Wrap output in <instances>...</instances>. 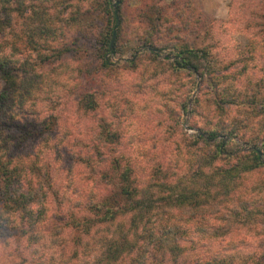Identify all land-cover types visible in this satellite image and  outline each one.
I'll use <instances>...</instances> for the list:
<instances>
[{
  "label": "trees",
  "instance_id": "1",
  "mask_svg": "<svg viewBox=\"0 0 264 264\" xmlns=\"http://www.w3.org/2000/svg\"><path fill=\"white\" fill-rule=\"evenodd\" d=\"M121 1L102 2L106 22L95 40L99 59L88 64L79 56L74 65L66 56L74 49L86 52L90 41L82 36L89 25L78 24L76 15L63 16V2L0 0V257L5 264H264V238L246 259L227 253L243 224L264 234V197H259L264 190L240 180L264 173L262 155L251 148L228 149L241 138L258 143L264 153V81L252 79L264 45L248 36L247 58L237 57L219 74L210 47L173 43L177 58L166 63L169 73L160 75L163 82L141 105L142 111L153 107L156 128L146 123L121 135L124 125L137 126L134 108L128 109V99L120 106L121 100L99 102L114 88L102 75L117 66L111 56L118 53L124 21ZM249 1L240 4L252 17L246 30L254 26L264 32V4L261 13L249 8L254 7ZM158 11L146 4L140 15L150 31ZM150 36L144 44H152ZM150 58L158 60L153 52ZM136 62L121 66L134 68ZM234 62L241 67L230 74ZM197 77L202 84L190 107ZM93 78L99 86L88 81ZM130 79L128 74L122 81L135 83ZM62 92L67 103L74 95L77 109L64 126L84 116L85 134L52 133ZM97 110L100 114L91 115ZM114 115L117 125L110 120ZM186 115L189 127L204 134H187L181 124ZM161 138L165 149L157 147ZM236 218L242 221L234 227ZM201 235L221 247L193 253L196 245L188 247Z\"/></svg>",
  "mask_w": 264,
  "mask_h": 264
},
{
  "label": "rangeland",
  "instance_id": "2",
  "mask_svg": "<svg viewBox=\"0 0 264 264\" xmlns=\"http://www.w3.org/2000/svg\"><path fill=\"white\" fill-rule=\"evenodd\" d=\"M110 1L112 4H118V0ZM57 2H63L62 7H67V10L62 13L63 16L70 17L76 15V18L79 20L78 24L81 23L82 25H89L82 36V38H86L90 41V43H87L88 46H85L86 52H83V55H80L81 52L74 49V55L69 54L66 58L70 59V63L74 65L76 64L79 56H81L82 62L86 60L88 61V64H94L99 59L95 49V40H98L99 38V28L103 26L104 22H106L104 15H101L100 12L103 0H57ZM121 2V15L124 21L118 39H116L118 53L111 56L112 61L117 66L112 70L110 69L108 73L102 75L105 85L108 84V87L111 83L114 88L112 91L108 92V95L104 99L99 101L105 104L108 102L110 105H116V103L121 100L118 104V106H120L128 99L127 103L130 104L127 105L128 109L131 110L134 108L135 111L132 113V116L134 115L133 120H135L133 122L136 123L137 126H130L131 124L124 125L118 130L121 135L125 133L128 134L133 130L140 128V126L143 128L146 123H148V126L150 125L152 128L154 127L153 131L156 128L153 124H155L156 118L159 119V117L153 115V107H150L149 111H142L143 109H141V105L143 106V103L147 100L149 101L150 94L148 95L147 92H149V90H156L158 81L161 82L163 75L169 73L170 69L168 70V65L166 63L171 61L173 62L177 58V50L173 47V43L182 44V46L190 48H200L201 46L210 47L214 50V52H216V54L212 55L213 57L210 58L219 70V74L222 73L220 68H222L223 65H227L237 57L242 59L247 58L245 48L248 43V36L253 35L252 38L259 40L260 43L264 45V32L261 30L258 31V28L254 26H251L246 30L245 25L247 22L252 20V17L248 14V10H245L240 5L241 0H122ZM146 4L152 5L153 8H157L159 10L153 15V19L156 21L154 23L156 28L152 31H150L148 24L144 21V18L140 16L142 11L145 10ZM230 4L232 8L230 7ZM263 4L264 3H258L257 0H251L249 1V6L253 5L254 7L249 8L262 13L263 11L260 9V6ZM164 17L166 18L165 21L163 20ZM11 19L12 21L17 22V15L12 13ZM114 33L116 34V29H114ZM147 35H151L149 39L152 38L153 40L149 41L147 39V41L152 42V44H144V40H146L144 37ZM72 36L74 39L77 34L75 35V33H73ZM114 39L113 43L115 42ZM150 48H153L154 50H151ZM151 52L157 55L158 60L150 58ZM130 59H136L138 61L136 62V66L134 68L128 67L129 69H125L121 66L125 60ZM258 61L259 63L253 62V64L258 65L257 69L254 71L256 76L252 78L254 82L255 80H258L257 78L264 81V57H259ZM232 66L234 69L230 74L235 73L238 68L241 67V64L238 65L234 62V65ZM235 67H237V69H235ZM99 72L100 71H96L95 73V78L97 79L100 77ZM227 73L229 72L227 71ZM128 74L131 76L130 81L135 83H130V85H128L126 84V81H122ZM185 76H187L185 77L187 79L190 78L187 74ZM91 80V83L94 84L93 87L95 85L99 86V81L94 78L89 79L88 81ZM201 84V78L197 77L195 88L187 100L190 107L192 106L193 98L198 93ZM204 88H207V86H204ZM64 98L65 94L62 92L59 99L55 102L59 104V108L56 107L57 113L56 111H53V114L57 119V125L60 124V126L58 127L56 125L52 133H57L58 135L61 133L62 135H59L60 137L64 136L65 132L69 131H71L70 133L75 132L78 134V132H82V134H85L84 132L86 130L87 118H84V116H82L81 121L74 119V122L77 121L76 123L68 127L64 126L65 121L70 117L74 118L77 111L76 98L74 95L68 103ZM139 101L141 102L139 103ZM137 102L139 103L138 106ZM42 103V105L45 106L49 105L46 101H43ZM32 104L31 107L34 108V105ZM28 107H30V105ZM94 114L98 115L100 114V111L97 110L96 113H91V115ZM59 115H61V119ZM116 118L117 116L114 115V117L110 120L117 125L118 120H116ZM213 122L216 123L215 120H213ZM189 123L188 116H184L181 124L187 134H204L203 131L190 128ZM156 134L159 135V132L157 131ZM161 134L162 138H165V135H167V133ZM248 135L250 134L248 133ZM162 138L157 144V147L165 149L167 148V143L166 141L162 143ZM235 141L237 144L229 145L228 149L231 150L233 148H238L244 152L250 148L259 149L258 143H255L256 145L253 143L250 145L251 143H245L241 138H235L234 142ZM28 148V143L23 145V150ZM259 150L261 151V148ZM261 155L264 162V153L262 152ZM226 159L228 158H225V160ZM190 172L191 171H189V173ZM54 174H58L60 178L63 177L58 169L54 170ZM190 177L191 175L188 180H190ZM240 180H249L250 184H252L254 188L259 186L256 191L264 190L263 172L250 173L248 176ZM257 193L259 194V192ZM263 193L264 192L260 193L259 197H264ZM251 205L255 208V203H252ZM253 218H255V216ZM236 219L237 221L235 222L234 227L242 221L241 219ZM188 225L193 229L196 226L195 220L192 219L191 223L189 222ZM262 232H259L257 226L254 224H243L240 226V230L236 232L239 235L232 237L231 242L228 244L231 249L228 250L227 253L234 256L238 260L246 259L251 252H255L259 245V241L264 238V234H262ZM211 240H213L212 237L205 238V235H201V238L199 240H195L188 248L193 249V246L196 245V250L192 251L194 253L197 250L202 251L210 245L215 248L221 247L218 240L215 239V242H212ZM4 262L5 257L1 256L0 263L5 264Z\"/></svg>",
  "mask_w": 264,
  "mask_h": 264
},
{
  "label": "water",
  "instance_id": "3",
  "mask_svg": "<svg viewBox=\"0 0 264 264\" xmlns=\"http://www.w3.org/2000/svg\"><path fill=\"white\" fill-rule=\"evenodd\" d=\"M113 6H116V3H114ZM114 36H115V33H113V36H112V39H111V42H110V48L112 47ZM150 49L154 50L153 48H150ZM256 150H257L258 154L261 155L262 152L259 149H256Z\"/></svg>",
  "mask_w": 264,
  "mask_h": 264
}]
</instances>
